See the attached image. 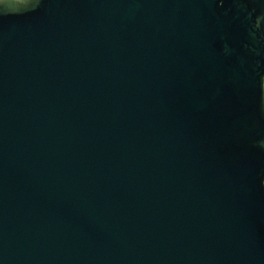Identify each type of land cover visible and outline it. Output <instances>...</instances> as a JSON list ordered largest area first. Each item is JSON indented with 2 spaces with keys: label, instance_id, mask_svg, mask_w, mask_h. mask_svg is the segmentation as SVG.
<instances>
[{
  "label": "water",
  "instance_id": "obj_1",
  "mask_svg": "<svg viewBox=\"0 0 264 264\" xmlns=\"http://www.w3.org/2000/svg\"><path fill=\"white\" fill-rule=\"evenodd\" d=\"M0 264H264V0H0Z\"/></svg>",
  "mask_w": 264,
  "mask_h": 264
},
{
  "label": "snow or ice",
  "instance_id": "obj_2",
  "mask_svg": "<svg viewBox=\"0 0 264 264\" xmlns=\"http://www.w3.org/2000/svg\"><path fill=\"white\" fill-rule=\"evenodd\" d=\"M16 2L21 4V5H25L28 3V0H16Z\"/></svg>",
  "mask_w": 264,
  "mask_h": 264
}]
</instances>
